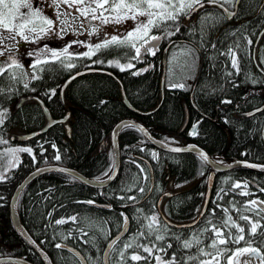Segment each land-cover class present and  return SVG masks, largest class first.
<instances>
[{
	"label": "trees",
	"instance_id": "16d2710c",
	"mask_svg": "<svg viewBox=\"0 0 264 264\" xmlns=\"http://www.w3.org/2000/svg\"><path fill=\"white\" fill-rule=\"evenodd\" d=\"M217 1L229 8H233L235 2ZM167 23L171 25L167 31L175 34L167 35L163 27L152 28L149 37H162L160 49L153 56L146 54L142 62L134 59L136 48L143 41L137 39L135 47L109 45L88 56L60 53L55 58L35 59L31 53L29 61H24V54L16 53L10 65L0 69V177H3L0 179V255L19 256L34 264H43L11 223L8 202L14 187L29 171L47 163L73 167L89 178L102 177L112 166V151L110 144L105 150L99 147L108 139L114 124L123 118L139 120L160 140L175 144L193 140L211 155L217 154L218 160L243 158L264 162L261 138L264 109L251 116L241 115L264 102V74L257 69L252 57L253 44L264 26V0H239L230 18L219 6L205 3L202 8L181 15L175 23ZM169 40L174 42L167 53L161 98L162 48ZM200 57L202 63L196 80ZM255 59L264 71V31L255 47ZM69 63L74 67L69 69ZM148 63H151L149 69L136 72L142 64ZM90 67L108 70L116 77L97 71L83 73L67 84L62 99L59 93L62 82L74 71ZM117 79L137 111L122 101ZM195 80L191 103L189 92ZM176 83L182 87L172 89ZM26 94L41 98L54 118L68 111L70 135L64 123L59 122L28 140H11L13 134L38 129L45 123L37 101L30 99L15 107L18 99ZM185 109L187 124L181 129ZM197 121L196 134L191 138L188 127ZM119 147L120 167L103 188L88 186L66 173L47 172L34 178L21 192L17 202L20 220L54 264H80L73 254L56 247L60 242L79 250L88 264H103L105 242L119 230L125 216L128 230L111 247L110 264H148L156 242L159 248H167L168 253L182 263L198 262L222 249H231L233 243L220 244V236L212 230L216 228L227 236L225 229L231 222L223 207L211 202L197 224L181 228L168 226L156 211V200L170 188L171 181V189L180 191L175 197L162 200L166 217L184 222L197 215L209 171L200 157L189 152L169 153L156 149L135 126L120 131ZM147 161L152 166L154 183L149 195L141 200L151 184ZM242 181L263 184L264 174L242 167L218 172L213 193L223 186L234 188ZM89 201L109 207H96ZM245 201L230 191L222 192L216 200L233 216V205H239L242 210L250 208L244 205ZM153 216L156 221L152 227L158 231L149 234ZM57 220L66 222L57 224ZM225 222H228L227 227ZM158 235L164 239L158 240ZM194 238L200 243L196 244ZM185 241L192 246L183 247ZM213 241H216L215 248L211 246ZM126 244L131 246L126 248ZM145 247L152 248V252H145ZM137 254L142 258L132 260Z\"/></svg>",
	"mask_w": 264,
	"mask_h": 264
},
{
	"label": "water",
	"instance_id": "95a60500",
	"mask_svg": "<svg viewBox=\"0 0 264 264\" xmlns=\"http://www.w3.org/2000/svg\"><path fill=\"white\" fill-rule=\"evenodd\" d=\"M239 0H235L234 6L232 9L228 8L227 6H225L223 3L218 2L215 3V5L219 6L220 8H222V10L224 11L225 15L227 17H231L233 16V14L236 12L237 9V4H238ZM201 3H205V2H201ZM207 4H213V3H209L208 0L206 1ZM221 4L223 6H221ZM199 7H197L195 10H197ZM194 10V11H195ZM264 31V26L263 28L259 31V33L257 34V37L255 39V42L253 44V50H252V57L254 60V63L256 64L258 70L260 72H263L260 67L257 65L256 60H255V47L257 44V41L260 37V35L262 34V32ZM156 37H159V39L155 40V41H150L149 45H145L144 47H141L140 44L138 48H140V54H139V60L142 61L144 55L149 52L150 55H153L154 52L159 50V46L162 42V37L160 35H156ZM173 43V40H170L166 43V45L163 47L162 50V63H163V70H162V74H161V82H160V95H163V86H164V76H165V67H166V56H167V51L169 46ZM151 67V63H149L148 65H142L140 68H138L137 73H143L145 72L144 69H149ZM90 71H97V72H105L108 73L110 75H112L113 77H116L115 74H113L112 72L105 70V69H98V68H85V69H81V70H77L75 72H73L72 74H70L61 84L60 86V96L63 99V92L65 87L67 86V84L73 80L75 77L86 73V72H90ZM200 71V67L198 70V74ZM264 73V72H263ZM118 80V79H117ZM119 81V80H118ZM195 83L192 86V90L194 88ZM121 86V94H122V101L131 109H134L131 104L128 102L126 95L124 93L123 87ZM181 85L180 84H175L173 85L171 88L172 89H178L180 88ZM35 100L39 103L44 115H45V123L42 127H40L39 129L36 130H32L30 132H23V133H16L13 136H11V139L16 138L17 140H27L30 139L36 135L41 134L42 132L46 131L50 126H52L55 123L58 122H63L64 126L66 128V133L67 135H70V127L69 124L66 122L67 118L69 116V112L66 111V114L62 117L59 118H54L50 115V112L48 110V108L45 106L44 102L42 101V99H40L38 96L36 95H32V94H27V95H23L21 96L18 101L16 102V108L19 107L23 102L27 101V100ZM155 109V108H154ZM264 109V103L256 108H253L251 110L245 111L243 114L245 116H250L260 110ZM135 110V109H134ZM153 111V110H152ZM142 113H147V112H142ZM186 122L187 120L185 119L182 128H184L186 126ZM129 125H133L136 126L137 128H139L144 135L147 137V139L158 149L167 151V152H172V153H181V152H192L196 155H198L199 157H201L211 168L210 172L208 173L207 176V181H206V191H205V199H204V203L202 205V208L197 216V220L199 217H201V215L204 213L206 205H207V201L210 195V191L212 189L213 186V181H214V176H215V172L216 171H222V170H226V169H230L236 166H241V167H246L249 169H253L256 171H261L264 172V163H258V162H253V161H249V160H244V159H240V160H236L227 164L224 163H219L217 161H215V157L210 156L203 148H201L199 145L193 143V142H189V143H185V144H180V145H175V144H169L163 141L158 140L157 138H155L154 136H152V134L149 132V130L143 126L139 121L131 119V118H124L119 120L118 122H116L114 124V126L112 127L110 134H109V142L111 145V149H112V168H111V172L109 175H107V177L105 178H98V179H94V178H88L87 176L83 175L82 173L69 168L67 166H63V165H59V164H45L42 166H38L36 168H34L33 170H31L28 174H26L21 180L20 182L17 183V185L15 186L11 196H10V200H9V215L12 221V224L14 226V228L16 229V231L19 233V235L38 253V255L40 256V258L42 259V261L45 264H53L50 256L48 255V253L43 250L38 243L30 236V234L28 233V231L26 230V228L23 226V224L20 221L19 218V214H18V208H17V201H18V197L21 193V191L28 185L29 182H31L34 178H36L37 176L43 174V173H47V172H63L66 174H69L77 179H79L80 181L84 182L86 185L89 186H93V187H103L105 185H107L116 175L119 165H120V149H119V133L120 131ZM196 127H197V123L193 124L190 128V135L194 136L195 131H196ZM261 137L262 140L264 141V121L262 124V128H261ZM107 141L102 142L99 149L102 150L104 149V146L106 145ZM150 170H151V166L150 163L148 162ZM247 165H256V167H249ZM110 177V178H109ZM153 185V177H152V173H151V187L148 191V193L150 192L151 188ZM171 194L170 191H166L163 194H161L159 196V198L157 199V209L161 215V217L163 218V220L165 222H167L170 225H175V226H191L194 223H196V221H192V223L186 222V223H174L171 222L170 220H168L163 213L161 212L160 209V204L161 201L164 197L169 196ZM99 206H103L106 207L104 204H98ZM128 228V221L127 223L124 222V224L122 225V227L120 228V230L114 234L106 243L103 253H102V261L103 264H109V252L111 247H109V245H112V241H116L117 238L122 237L126 230ZM61 247H63L64 249L70 251L80 262V264H87L85 258L83 257V255L74 247L68 245V244H60ZM1 263H17V264H32L30 262H28L27 260H25L24 258H20V257H16V256H11V255H3L0 256V264Z\"/></svg>",
	"mask_w": 264,
	"mask_h": 264
},
{
	"label": "flooded vegetation",
	"instance_id": "af4514ba",
	"mask_svg": "<svg viewBox=\"0 0 264 264\" xmlns=\"http://www.w3.org/2000/svg\"><path fill=\"white\" fill-rule=\"evenodd\" d=\"M89 33H90L89 31H85L81 35H79V34L74 35L73 33H71V30H68L64 34L60 33V34L55 35L56 37L45 36L43 38V40H42V41L45 40L44 46L42 48H40L39 52L35 53V55H36V57H46V55H48V56L52 55L53 51H55L57 53L64 52L65 48H67V52L66 53H71V52H73V53H83V52H85L87 50V48H89L96 40L100 39L101 36H102V33H98V34H93L92 33L93 37L90 40L89 37H91V35H89ZM23 36H20L21 37V41L18 40L15 43H14V41L11 42V43L9 41H6V43L3 46L0 45V47H1L0 51H2L1 53H3L2 55H0V66H1V68L10 65V63L13 61L12 56L14 54H16V53H19V54L23 53L24 54V59H26V60L29 59L28 57H29V54H30V48H28V44H30V43H26V40L23 38ZM7 38H8V40L10 39V37H7ZM74 41H79L80 43H73ZM46 45H47V50H45V46ZM149 56H151V55L149 54ZM199 73H200V71H199ZM197 74H198V71H197ZM194 83H196V80L192 83L191 89H190V92H189V98H190V102L191 103H192V93H193V90H194V88L192 90V86H193ZM173 85H175V84H173ZM194 87H195V85H194ZM185 112H186L185 119L187 120V109H185ZM242 114H243V112L241 113V115ZM252 115H254V114H252ZM185 119H184V121H185ZM195 123H197V126H198V121L195 122ZM186 124H187V122H186ZM191 126L188 127V131H189V128ZM181 129H183L182 126H181ZM196 130H197V127H196ZM195 134H194V136H195ZM189 136L191 138L194 137V136H191L190 133H189ZM184 142L185 143H189V142L195 143L193 140H188V141H184ZM195 144H197V143H195ZM206 152L212 157L216 156L215 161H217L219 163H223L224 162V160H218V157H217L218 155L217 154L211 155L208 151H206ZM181 153H184V152H181ZM189 153H192V152H189ZM240 159H243V158L233 159L232 161L240 160ZM249 161H253V160H249ZM253 162H258V161H253ZM258 163H264V162H258ZM237 167H241V166H236V167H233V168H237ZM233 168H230V169H233ZM242 168H246V167H242ZM247 169H249V168H247ZM249 170H253V169H249ZM253 171L264 174V172H261V171H256V170H253ZM151 173H152L153 183H154L153 171H151ZM214 180H215V176H214ZM206 181H207V177H206ZM206 181H205L204 193H203L201 206H200V209H199L197 215L199 214V212H200V210L202 208V205L204 203L205 191H206ZM240 184H242V185L237 190L234 189V188H230L228 186H226V187L223 186V187H221L220 189L216 190L213 193V187H214V181H213V186H212V189L210 191V195H209V198H208L207 205H206L204 213L206 212L207 207H208L209 203H211V202H213L216 206L219 205V206L223 207L224 209H227V214H228V216L231 217V220L235 221L237 224L240 225V227L244 228V233H243L244 240L240 241L238 244L234 243V242H230V243H233V246L231 247V249H229L228 251L222 249V250L218 251L217 253H215V254H213V255H211L209 257L216 256L215 259H216L218 264H230V258H231V264H240V262L238 260L239 256L235 255V253L237 252V249L238 248H249L250 247V248H253V249H257V253L255 255H249V254L240 255L242 260H244V261L247 260L248 264H252V263L253 264H264V260L261 259V257H264V211H262V209H264V203H259L261 201H264V191H262V189H264V182H263V184H258L255 181H242V182H240ZM245 185H246V187H245ZM150 187H151V185H150ZM150 187H149V189H150ZM152 187H153V185H152ZM169 187H172L171 181H169ZM149 189H148V191H149ZM151 190H152V188H151ZM151 190H150V192H151ZM148 191L143 196L142 200L145 199L149 195L150 192L148 193ZM169 191L171 192V194L169 196H166V197L173 198V197H175L178 194V191H180V190L171 189ZM224 191H230L232 194H234L236 196H242L243 198H245L246 201L244 202V205H247L248 207H250L252 209V211L242 210L239 205H233L232 206L234 208V216H233V214L230 212V210L227 207H225L224 205L216 202V200L221 196V193L224 192ZM244 193H248V195H244ZM252 200L257 201L258 202L257 205H251L249 202L252 201ZM161 205H162V201H161V204H160V209H161V212L163 213V215L166 217V215L162 211ZM156 211H157L159 217L163 220V218L161 217V215H160V213H159V211L157 209V200H156ZM204 213L201 215V217L204 215ZM242 215L248 216L249 220L252 223H257L259 225V227L257 228L255 234H253L251 232V223H249L248 221H244V220L240 219V216H242ZM201 217L199 218V220L201 219ZM166 218L168 220H170L168 217H166ZM199 220H197L196 224L198 223ZM170 221L171 222H175V223H186L187 222V221L176 222V221H172V220H170ZM165 223L168 226L181 228L180 226L170 225L167 222H165ZM128 225H129V222H128ZM191 226H193V225H191ZM191 226H183V227H191ZM127 230H128V228H127ZM127 230H126V232H127ZM225 231L227 233V236H224L223 233L221 232L222 235L219 237L220 239L221 238H223L225 240L228 239V233L229 232H231L233 236H238L239 235L238 229L236 227H233L232 224H230V226H228L225 229ZM154 248H155V250L152 253V257L148 258V261H147L148 264H168L169 261H173V257H175V259L173 261V264H203L202 261L205 258H208V257L205 256V257L200 258L198 262L182 263V260L178 259V257H176L174 254L173 255L169 254L168 251H167V248H163V249L159 248V245H158L157 242H156V247H154ZM7 255H9V254H7ZM11 256H14V255H11ZM16 257H19V256H16ZM157 257H159V260L157 259ZM20 258H23V257H20ZM28 262H30V261H28ZM30 263H32V262H30ZM14 264H17V263H14ZM32 264H34V263H32Z\"/></svg>",
	"mask_w": 264,
	"mask_h": 264
},
{
	"label": "snow or ice",
	"instance_id": "6c2138e0",
	"mask_svg": "<svg viewBox=\"0 0 264 264\" xmlns=\"http://www.w3.org/2000/svg\"><path fill=\"white\" fill-rule=\"evenodd\" d=\"M209 3H217V0H208ZM225 2H228V0H225ZM110 0H102L101 3L97 4V8L98 9H104L105 11L108 9H105L104 6L105 4H109ZM204 5L203 3H201V0H131V2H128V0H120L119 3L115 4V5H110V7L112 8V10H124L126 9L127 11L124 12V15L121 16L119 15V13L117 14V17L115 18V22L116 23H120L123 19H133L137 21V27L133 30L127 33L126 37L124 38H119L118 36H112L110 39H106L104 41V43L102 44H97L95 45V50H99L102 47H108L109 45H129L131 47H135V41L137 39H143V44L141 45V47H144L145 45H149L150 41H155L157 39H159V37L156 36H151L149 37V33L151 31L152 28H161L163 27L164 30L166 31L167 35H174V32H170L167 31V29L171 26L169 25L167 22L168 21H172L173 23H175L178 18L181 15H188L190 14L192 11H194L197 7L202 8ZM221 6H223L221 4ZM21 7H27L30 10L32 9V5L30 3V0H23V3H18L17 0H0V25H3L4 28L8 29L9 28V23L11 22V20L15 19L17 14H19V9ZM97 9L94 8H89L87 10H82L81 14L87 16L88 15V11H91L93 14L96 12ZM34 13L39 15L41 13V10L39 8L34 10ZM22 15V14H21ZM139 17H147V21H140ZM44 21L47 23V25L49 26V30L51 28L52 25V21L48 20L46 17L43 18ZM92 19H101V23H108L110 22L109 19L107 17H104L103 15V11L100 13V16L97 17L95 15L92 16ZM66 23L65 21H61V24ZM33 24V21L31 19H27L25 18L23 20V23L19 24L18 27L20 29H24L27 25ZM30 31H35V27L33 26L32 29H30ZM41 31L45 32V34H47V30L45 29H41ZM63 31V30H62ZM97 31L96 28H92V32L89 33V35H91L92 33H95ZM179 31V27L178 25H176V32ZM137 33H143V36H137ZM23 36V33H20ZM23 38L25 40L28 39L27 36H23ZM73 43H80L79 41H74ZM45 50H47V45L45 46ZM64 52H67V48L64 49ZM136 52H137V57H134V59L139 58V54H140V48H136ZM3 53H0V55H2ZM90 53H83L84 56H88ZM29 55H32L31 53ZM58 53L53 51L52 52V56L58 57ZM63 63V62H61ZM112 63V62H109ZM129 67H131L132 65H128ZM233 66L236 67V61L235 59L233 60ZM67 67L69 69H71L72 67H74L73 64L69 63L67 65ZM123 70V69H122ZM145 71L147 69H144ZM135 74V73H134ZM230 103V101H227ZM131 126V125H130ZM24 151H30V149H24ZM56 159L59 160L60 156L57 155ZM249 167H256V165H247ZM3 177H0V179H2ZM110 178V177H109ZM240 184H236L234 185V188H239ZM246 187V185H245ZM141 191H143V189H141ZM223 191V190H222ZM262 191H264V189H262ZM244 195H248V193H244ZM131 199V198H130ZM88 203H92V201H89ZM251 205H257V201L252 200L249 202ZM259 203H264V201H261ZM219 207V205H217ZM246 210L248 211H252L251 208H247ZM225 212H227V209H224ZM262 211H264V209H262ZM123 215V214H121ZM72 220H75V217L71 218ZM241 220L244 221H248L249 223H251V232L253 234L256 233L257 228L259 227V225L257 223H252L249 220L248 216H240ZM156 221V217L153 216L151 218V223L148 226V230H149V234H151L153 231H158V229H153L152 224ZM228 221L231 222L233 227H236L238 229V236H233L231 232L228 233V239H220L219 243L220 244H226L229 242H234V243H239L240 241L244 240V228L240 227L239 224H237L235 221L231 220V217L228 218ZM66 221L64 220H57L56 223L57 224H62L65 223ZM125 223H127V217H125ZM228 226V222H225V227ZM213 231L216 232V235L219 237L222 235L221 232H219L216 228L212 229ZM158 240H162L164 239V237L162 235H158L156 237ZM119 239V237L117 238ZM179 239V238H177ZM195 243L199 244L200 241L198 239H195ZM115 240L112 241V244H115ZM112 245L110 244L109 247H111ZM130 244H126L125 247H130ZM192 246L191 242L185 241L183 244V247L185 248H189ZM213 248H215L216 245V241H213L212 245ZM56 247H61V245L57 244ZM168 247L170 248L171 245H168ZM145 252L151 253L152 252V248H148L145 247L144 248ZM201 251H203V249H201ZM257 253V249H253V248H238L237 252L235 253L236 256H240L243 254H249V255H255ZM205 255H207V253H204ZM121 255L123 256V253H121ZM142 257L138 256V255H133L131 257L132 260L137 261L140 260ZM157 259L159 260V257H157ZM175 257H173V261H174ZM190 260H195L197 259V257H189ZM262 260H264V257H261ZM173 261H169L168 264H173ZM230 264H231V258H230Z\"/></svg>",
	"mask_w": 264,
	"mask_h": 264
},
{
	"label": "rangeland",
	"instance_id": "374dc122",
	"mask_svg": "<svg viewBox=\"0 0 264 264\" xmlns=\"http://www.w3.org/2000/svg\"><path fill=\"white\" fill-rule=\"evenodd\" d=\"M17 2L23 3V0H17ZM101 2L102 0H30V3L32 5L31 10L27 7H21L16 18L11 20V22L9 23L8 29L4 28L3 25H0V45L3 46L6 41H9L10 43L13 41L15 43L18 40L21 41L20 36L22 35L20 33L22 32L24 36L28 37L26 43H30L28 44L30 52L37 53L39 52V49L44 46L45 40H42L45 36L56 37L55 35L60 33L64 34L68 30H71V33H73L74 35H81L85 31H89L91 33L92 28H96L97 31L93 34L102 33L101 38L104 37L103 40H106L110 39L112 36L121 37L123 35H126V33L133 31L137 27V21L133 19H123L120 23L115 22V18L117 17L118 13L119 15L123 16L124 12L127 11L126 9L112 10V8L110 7V5L119 3L120 0H110V3L105 4L104 6L105 9H108L106 11L104 9L97 8V4ZM128 2H131V0H128ZM37 8L41 10V13L39 15L34 13V10ZM89 8H94L97 10L94 14L91 11H88L87 16L81 14L82 10H87ZM102 11L104 17H107L110 22L101 23V19H92L93 15L99 17ZM45 17L53 22L50 30L49 26L43 19ZM25 18L31 19L33 21V24L27 25L24 29H20L18 25L23 23V20ZM139 20L146 22L147 17H139ZM61 21H65L66 23L61 24ZM33 26L35 27V31H30ZM42 28L47 30V34L41 31ZM136 35L143 36V33H137ZM7 37H10V39L8 40ZM92 37L93 36L91 34V37H89V39L91 40ZM99 43H94L93 45H91L86 50V52H93L95 50V45ZM1 52L2 51H0V53ZM215 257L216 256L205 258L202 263L218 264ZM238 260L240 264H248L247 260H242L240 256L238 257Z\"/></svg>",
	"mask_w": 264,
	"mask_h": 264
},
{
	"label": "bare ground",
	"instance_id": "6f19581e",
	"mask_svg": "<svg viewBox=\"0 0 264 264\" xmlns=\"http://www.w3.org/2000/svg\"><path fill=\"white\" fill-rule=\"evenodd\" d=\"M198 77H199V74H197L196 73V75H195V79L197 80L198 79ZM163 96H161V98H162ZM130 108V107H129ZM134 110V109H133ZM135 111H137L136 109H135ZM43 133V132H42ZM109 138V137H108ZM233 159H229V160H224V164H227V163H230L231 161H232ZM209 166V165H208ZM67 167H69V168H72V169H74V170H76L75 168H73V167H70V166H67ZM119 167H120V165H119ZM210 170H211V168H210V166H209V171L208 172H210ZM229 169H226V170H222V171H216L215 172V175H216V173H218V172H226V171H228ZM76 171H78V170H76ZM79 172V171H78ZM105 177H107V175H103L101 178H105ZM93 206H96V207H103V206H99L98 204L99 203H96V202H92L91 203ZM197 216L198 215H196V216H192L191 218H189V219H187L186 221L187 222H189V223H192L193 224V222L192 221H196L197 222ZM200 218V217H199ZM199 218H198V220H199ZM196 223H194L193 225H195ZM120 229V228H119ZM109 240V239H108ZM108 240L105 242V244L108 242ZM37 243H38V245L43 249V250H45L41 245H40V243L38 242V241H36ZM60 244H66V243H63V242H60L59 243V245ZM60 248H63V247H60ZM43 264H45L44 262H43Z\"/></svg>",
	"mask_w": 264,
	"mask_h": 264
}]
</instances>
